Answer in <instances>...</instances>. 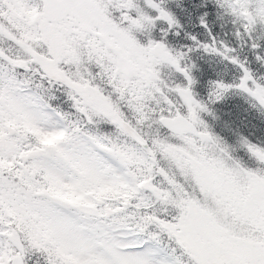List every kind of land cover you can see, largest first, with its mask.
<instances>
[{
  "label": "snow or ice",
  "instance_id": "snow-or-ice-1",
  "mask_svg": "<svg viewBox=\"0 0 264 264\" xmlns=\"http://www.w3.org/2000/svg\"><path fill=\"white\" fill-rule=\"evenodd\" d=\"M248 115L264 0H0V264H264Z\"/></svg>",
  "mask_w": 264,
  "mask_h": 264
},
{
  "label": "trees",
  "instance_id": "trees-1",
  "mask_svg": "<svg viewBox=\"0 0 264 264\" xmlns=\"http://www.w3.org/2000/svg\"><path fill=\"white\" fill-rule=\"evenodd\" d=\"M207 67V66H205ZM208 71L210 72L211 69L208 68ZM245 106L241 101L238 100H230L227 102V105L225 106V111L231 112L233 115L230 118L233 119H242L246 115L244 112ZM247 120L250 124H255L256 128L255 130L257 132L264 131V123H261L257 118H255L253 115H248Z\"/></svg>",
  "mask_w": 264,
  "mask_h": 264
}]
</instances>
